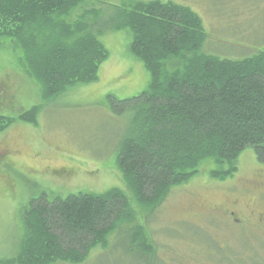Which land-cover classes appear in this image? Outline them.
I'll list each match as a JSON object with an SVG mask.
<instances>
[{"label":"trees","instance_id":"1","mask_svg":"<svg viewBox=\"0 0 264 264\" xmlns=\"http://www.w3.org/2000/svg\"><path fill=\"white\" fill-rule=\"evenodd\" d=\"M85 2L0 0V39H9L19 51L42 103L96 81L107 59L100 35L85 19L99 11L90 8L69 19ZM115 8L107 29L130 33L129 51L149 73L143 91L117 100L116 113L129 116L116 155L125 189L65 197L42 191L23 212L16 256L0 258V264H80L91 250L107 248L108 237L122 223L132 222L138 212H152L205 162L217 166L209 176L225 179L237 171V157L247 147L264 161V48L241 59L219 58L200 51L207 34L188 6L149 0ZM170 58L181 67L167 71ZM40 109L36 104L16 117L1 114L0 132L14 121L36 124ZM144 235L133 227L129 241L145 240ZM136 246L145 249L144 242Z\"/></svg>","mask_w":264,"mask_h":264},{"label":"rangeland","instance_id":"2","mask_svg":"<svg viewBox=\"0 0 264 264\" xmlns=\"http://www.w3.org/2000/svg\"><path fill=\"white\" fill-rule=\"evenodd\" d=\"M135 1L149 0H86L70 14L69 19L74 20L90 8L99 11L97 16L90 14L85 19L92 32L100 35L108 56L99 65L96 81L70 87L43 103L39 86L23 69L19 51L9 39H0V115L16 117L41 104L36 124L14 121L0 132L1 259L16 256L24 232L23 212L29 200L42 191L65 197L82 191L102 193L111 187L125 189L116 155L129 116L116 113L117 100L143 91L149 73L129 51L130 33L107 28L118 12L115 7L127 8ZM158 1L188 6L200 16L207 34L200 49L203 53L236 60L264 48V0ZM179 67L178 59L165 61L167 71ZM255 164L253 149L245 148L237 157V171L232 177L252 176ZM215 168L213 161L202 164L186 183L172 187L152 212H138L132 222L122 223L108 237L107 248L91 250L80 264H134L141 260L136 250L131 252L135 246L129 241L131 228L148 225L160 240L163 227L185 224L177 219L186 215L189 203L213 201L220 196L198 187L202 175ZM131 203L138 211L132 198Z\"/></svg>","mask_w":264,"mask_h":264},{"label":"flooded vegetation","instance_id":"3","mask_svg":"<svg viewBox=\"0 0 264 264\" xmlns=\"http://www.w3.org/2000/svg\"><path fill=\"white\" fill-rule=\"evenodd\" d=\"M256 161L254 178L202 175L198 187L220 196L189 203L177 219L185 224L163 227L162 239L148 225H135L145 240L130 242L141 258L134 264H264V161Z\"/></svg>","mask_w":264,"mask_h":264}]
</instances>
